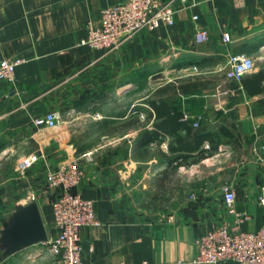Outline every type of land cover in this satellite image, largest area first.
Returning a JSON list of instances; mask_svg holds the SVG:
<instances>
[{"label": "crops", "instance_id": "1", "mask_svg": "<svg viewBox=\"0 0 264 264\" xmlns=\"http://www.w3.org/2000/svg\"><path fill=\"white\" fill-rule=\"evenodd\" d=\"M123 1L0 0V60H20L15 83L0 80V264L53 263L46 241L59 228L55 195L43 193L47 173L89 150L97 157L85 161L87 176L74 190L94 200L99 223L81 228L83 264H197V239L233 222L224 185L235 190L236 209L250 215L242 229L264 224V95L234 88L225 75L236 53L255 58L252 72L264 70V0H197L179 10L172 25L141 31L118 50L105 53L82 44L89 23L100 24L103 9ZM199 28L209 32L208 40L197 41ZM185 72L207 83L172 92L178 108L200 118L209 132L235 129L236 139L221 134L218 143L205 140L203 158L175 168L188 153L171 149L178 144L155 126L151 101L157 89L183 81ZM160 80L167 81L156 85ZM67 85L69 120L54 129L35 125V117L57 109L53 95ZM89 122L102 131L78 130ZM145 130L157 135L142 144ZM96 136L97 144L87 143ZM30 153L39 158L21 174L17 162ZM169 172L177 183L170 185L173 175L167 182ZM144 180L169 190L175 205L169 213L148 215L139 208L137 190ZM31 203L38 205L48 237L12 252L8 229Z\"/></svg>", "mask_w": 264, "mask_h": 264}, {"label": "built area", "instance_id": "2", "mask_svg": "<svg viewBox=\"0 0 264 264\" xmlns=\"http://www.w3.org/2000/svg\"><path fill=\"white\" fill-rule=\"evenodd\" d=\"M196 4L197 0H124L103 9L100 24L89 23V34L82 44L110 53L141 31L172 25L179 10ZM198 17L193 16L195 20ZM223 36L225 40H230L228 32ZM196 39L198 42L208 40L209 32L199 28ZM19 62L18 59L9 58L0 60V80L15 83L16 65ZM227 64L226 78L239 82L254 70L255 58L247 53L231 54ZM184 119H192L193 125L199 126L200 118L185 114ZM34 123L39 127L54 129L62 126L65 120L60 110L53 109L35 117ZM260 150L264 151V143ZM93 155L94 152L89 151L82 156L73 157L47 173L43 193L52 192L55 195L53 208L56 226L59 228V233L46 241L48 251L55 257L52 264H83L81 228L99 223L94 200L87 199L74 190L86 178L85 161L93 162ZM38 158L36 153L20 157L17 171L25 174ZM1 187L0 182V190ZM222 190L233 222H223L197 239L198 253L194 262L216 264L223 259H232L240 264H264V224L256 231L242 229L243 222L250 219V215L236 209L237 195L230 185H224ZM260 203L264 206V195L260 196Z\"/></svg>", "mask_w": 264, "mask_h": 264}, {"label": "trees", "instance_id": "3", "mask_svg": "<svg viewBox=\"0 0 264 264\" xmlns=\"http://www.w3.org/2000/svg\"><path fill=\"white\" fill-rule=\"evenodd\" d=\"M206 81L202 79H194L190 76L185 81L171 82L167 85L159 88L155 92L156 98L151 101L153 109L156 111L157 122L155 126L160 131H164L174 136L175 142L178 144L175 147L171 146V149L183 150L188 154L182 155L179 161H175L174 167L180 165H187L191 162H196L203 158L205 155V149H200L203 141L209 140L218 143V137L222 134L236 139L235 129L228 126H222L217 131L209 132L202 125L194 126L193 120L184 119V112L178 108L174 99H172L171 93L175 90H181L182 92H192L198 90L200 87L206 86ZM234 88L239 90H245L250 95L263 94L264 95V70L258 72H252L246 74L241 81H233ZM264 104V97L260 99ZM184 131V134L182 132ZM157 135V134H156ZM155 135V136H156ZM153 134H150L148 130H145L142 134L141 143L145 144L155 138ZM211 149H215L214 147ZM198 150L196 155H192L193 151ZM191 161H188L189 159Z\"/></svg>", "mask_w": 264, "mask_h": 264}, {"label": "rangeland", "instance_id": "4", "mask_svg": "<svg viewBox=\"0 0 264 264\" xmlns=\"http://www.w3.org/2000/svg\"><path fill=\"white\" fill-rule=\"evenodd\" d=\"M185 73H187V72H185ZM184 77L185 78H182L180 80L184 79V81H185V79L190 77V75L187 73V74H185ZM208 79L211 80V82H215L214 80H212L213 77H210V78L208 77ZM166 81L167 80H165V81L160 80V81H158V83L156 85H162ZM68 85H70V84H68ZM68 85H67V87L62 86L53 95V98L57 99V101L59 100V102H60V103H58V106L56 108H57V110L61 111V113L63 114V119L65 121L69 120L68 118H70V115L66 111L68 110L67 105H68L69 101L72 99V97L70 96L71 94L69 95L70 92L67 89L70 87ZM76 89L79 93L80 90H82L81 85L78 84L76 86ZM91 129H95L96 133H98L99 131H102L101 127H99L98 125L93 124V123L90 124V122L86 123L85 125H82V127H78V130H80L82 133L89 131ZM98 137L99 136H96L95 139L88 137L87 143L97 144L99 142ZM89 151L94 152L93 158L96 159V157H97L95 154L96 151L95 150H89ZM89 151H87V152H89ZM171 175H173L175 178L173 179V176H171ZM166 178H167V182H169V180L171 178L173 179L172 182H171L172 179L170 180V182H171L170 185H172V183L173 184L177 183V176L175 175V173L169 172L168 174H166ZM159 179H161V178L159 177ZM186 182H187V180H186ZM137 193H138L137 199H138L139 208H141L143 211H145V213H147L148 215L167 214V213H169L168 211H170L175 206L174 204H171V201H169L170 200L169 190L166 189L165 187H162L161 183H158L157 180H148V183L146 182V180H144L141 183V186L138 187Z\"/></svg>", "mask_w": 264, "mask_h": 264}, {"label": "water", "instance_id": "5", "mask_svg": "<svg viewBox=\"0 0 264 264\" xmlns=\"http://www.w3.org/2000/svg\"><path fill=\"white\" fill-rule=\"evenodd\" d=\"M47 237V231L36 203H31L17 214L7 234L12 252L45 241Z\"/></svg>", "mask_w": 264, "mask_h": 264}]
</instances>
